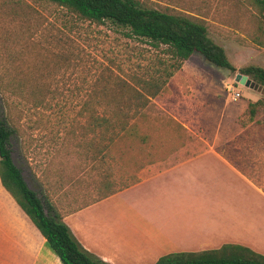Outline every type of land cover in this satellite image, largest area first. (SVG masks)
<instances>
[{
  "label": "rangeland",
  "instance_id": "obj_1",
  "mask_svg": "<svg viewBox=\"0 0 264 264\" xmlns=\"http://www.w3.org/2000/svg\"><path fill=\"white\" fill-rule=\"evenodd\" d=\"M138 1L204 24L237 71L199 53L181 62L164 45L49 0H0V116L15 130L13 159L28 188L62 215L132 185L154 160L150 150L193 142L224 115L233 125L226 147L264 149V113L248 112L264 88L236 81L243 68H264L259 9L250 0ZM108 106L129 115L132 137L94 133L90 115ZM236 188L248 195L246 185ZM255 192L249 188L248 206L264 213Z\"/></svg>",
  "mask_w": 264,
  "mask_h": 264
},
{
  "label": "crops",
  "instance_id": "obj_2",
  "mask_svg": "<svg viewBox=\"0 0 264 264\" xmlns=\"http://www.w3.org/2000/svg\"><path fill=\"white\" fill-rule=\"evenodd\" d=\"M229 120L218 118L181 147L150 150L154 160L132 185L62 215L65 223L109 264H155L171 253L226 244L264 255V213L248 206L250 187L264 204V149L226 147L233 139ZM236 184L246 185L248 195ZM0 264H62L1 178Z\"/></svg>",
  "mask_w": 264,
  "mask_h": 264
},
{
  "label": "trees",
  "instance_id": "obj_3",
  "mask_svg": "<svg viewBox=\"0 0 264 264\" xmlns=\"http://www.w3.org/2000/svg\"><path fill=\"white\" fill-rule=\"evenodd\" d=\"M49 1L67 8L81 18L97 23L110 21L123 26L129 29L131 36L147 39L155 47L166 46L181 62L199 53L218 67L237 71L225 49L209 36L207 27L186 16L148 8L138 0ZM250 1L259 9L264 20V0ZM240 72L264 88V68L248 66ZM133 90L138 93L136 89ZM122 109L108 106L101 116L92 113V129H105L104 133L108 131L112 139L113 136H118V140L124 136L132 137L136 133V126L130 124L129 115H120L118 111ZM259 111L264 113V99L248 106L252 117ZM14 133V128L0 116V178L3 186L30 217L62 264H109L83 247L49 199L42 200L37 192L28 188L22 171L13 159ZM120 190L118 188L116 191ZM116 191L101 196L99 200ZM155 264H264V255L241 245L226 244L216 250L171 253L161 257Z\"/></svg>",
  "mask_w": 264,
  "mask_h": 264
},
{
  "label": "water",
  "instance_id": "obj_4",
  "mask_svg": "<svg viewBox=\"0 0 264 264\" xmlns=\"http://www.w3.org/2000/svg\"><path fill=\"white\" fill-rule=\"evenodd\" d=\"M236 81L240 83L241 85H244L246 87H250L253 89H258L259 85H256L249 76L244 75V74H237L236 76Z\"/></svg>",
  "mask_w": 264,
  "mask_h": 264
},
{
  "label": "built area",
  "instance_id": "obj_5",
  "mask_svg": "<svg viewBox=\"0 0 264 264\" xmlns=\"http://www.w3.org/2000/svg\"><path fill=\"white\" fill-rule=\"evenodd\" d=\"M229 91L231 92V87L229 88ZM240 96V94L239 93H237V94H235V96L234 97H239Z\"/></svg>",
  "mask_w": 264,
  "mask_h": 264
},
{
  "label": "bare ground",
  "instance_id": "obj_6",
  "mask_svg": "<svg viewBox=\"0 0 264 264\" xmlns=\"http://www.w3.org/2000/svg\"><path fill=\"white\" fill-rule=\"evenodd\" d=\"M194 234H195V233H194ZM204 234H205V233H204ZM204 234H203V235H204ZM214 236H215V235H214ZM217 239H218V238H217Z\"/></svg>",
  "mask_w": 264,
  "mask_h": 264
}]
</instances>
